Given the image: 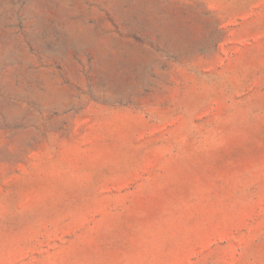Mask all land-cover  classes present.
Returning a JSON list of instances; mask_svg holds the SVG:
<instances>
[{"label":"rangeland","instance_id":"rangeland-1","mask_svg":"<svg viewBox=\"0 0 264 264\" xmlns=\"http://www.w3.org/2000/svg\"><path fill=\"white\" fill-rule=\"evenodd\" d=\"M0 264H264V0H0Z\"/></svg>","mask_w":264,"mask_h":264}]
</instances>
